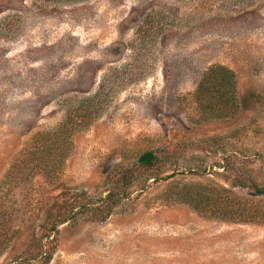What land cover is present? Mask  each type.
<instances>
[{
  "label": "rangeland",
  "instance_id": "374dc122",
  "mask_svg": "<svg viewBox=\"0 0 264 264\" xmlns=\"http://www.w3.org/2000/svg\"><path fill=\"white\" fill-rule=\"evenodd\" d=\"M0 264H264V0H0Z\"/></svg>",
  "mask_w": 264,
  "mask_h": 264
},
{
  "label": "trees",
  "instance_id": "16d2710c",
  "mask_svg": "<svg viewBox=\"0 0 264 264\" xmlns=\"http://www.w3.org/2000/svg\"><path fill=\"white\" fill-rule=\"evenodd\" d=\"M101 92H98L95 98H99ZM235 76L232 71L224 67H215L210 69L203 80L198 86L196 92V99L201 102L205 111L215 118H222L224 116L232 114V110H229L230 105H234L235 100ZM231 108V107H230ZM93 114L81 115V122L78 124H85L89 118L91 119ZM88 118V119H87ZM70 121V119H69ZM68 123L64 124L53 132L52 137L58 136L62 131H66ZM59 148H61L59 146ZM64 152V153H63ZM60 155V161L52 167L57 170L62 166L63 157H65L66 149ZM145 165V164H143Z\"/></svg>",
  "mask_w": 264,
  "mask_h": 264
},
{
  "label": "water",
  "instance_id": "95a60500",
  "mask_svg": "<svg viewBox=\"0 0 264 264\" xmlns=\"http://www.w3.org/2000/svg\"><path fill=\"white\" fill-rule=\"evenodd\" d=\"M153 157H154V152H149L139 159V163L140 164H146V163L150 162Z\"/></svg>",
  "mask_w": 264,
  "mask_h": 264
}]
</instances>
